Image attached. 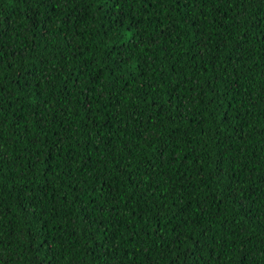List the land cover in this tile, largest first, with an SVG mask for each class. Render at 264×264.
I'll use <instances>...</instances> for the list:
<instances>
[{"label":"trees","instance_id":"obj_1","mask_svg":"<svg viewBox=\"0 0 264 264\" xmlns=\"http://www.w3.org/2000/svg\"><path fill=\"white\" fill-rule=\"evenodd\" d=\"M0 264H264V0H0Z\"/></svg>","mask_w":264,"mask_h":264}]
</instances>
